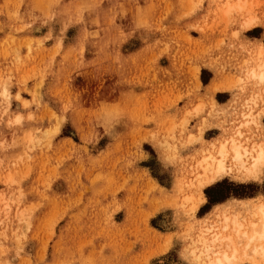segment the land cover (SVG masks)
<instances>
[{"label": "rangeland", "instance_id": "1", "mask_svg": "<svg viewBox=\"0 0 264 264\" xmlns=\"http://www.w3.org/2000/svg\"><path fill=\"white\" fill-rule=\"evenodd\" d=\"M261 47L264 0H0V264H207L199 219L264 180L189 214L192 155L244 121Z\"/></svg>", "mask_w": 264, "mask_h": 264}, {"label": "bare ground", "instance_id": "2", "mask_svg": "<svg viewBox=\"0 0 264 264\" xmlns=\"http://www.w3.org/2000/svg\"><path fill=\"white\" fill-rule=\"evenodd\" d=\"M231 8L228 7V10ZM246 20H248L246 23L244 22V25L246 24V29H251L256 26L253 18ZM262 48L263 47H261V49ZM260 51L257 53L260 54L257 55L259 56L258 60L260 61V64L256 67H254L255 65L250 66L247 71L245 69V80L238 79L239 83L244 82L245 85L242 87L245 96L244 102L246 103V105H244L246 110L242 113L244 121L236 127L237 130H235L234 133L230 130L223 134L218 140L210 142L209 145L194 152L192 155L191 170L196 174L194 178V180L196 179L195 183L197 191V204L195 205L196 211L207 201V198L204 195V190L200 188L201 180L206 174H211L213 171H219L224 167L239 175L240 172L246 169L250 170L254 166L259 167L261 163V151L264 149V132L262 133L263 137H259V140L257 139L252 142V140L247 139L244 132L241 130V128L252 123L261 125L264 130V125L262 123V119L264 118V79H262V77H264V57L263 53H260ZM256 59L254 60L256 61ZM255 61L254 64H256ZM245 68L247 67L245 66ZM235 81H237V79ZM210 88V93L212 95L218 90L223 89V87L218 84L212 85ZM215 104L217 103L215 102ZM240 106L242 107V105ZM198 107L200 106L198 105L196 109H193L192 111L199 116L200 108ZM206 124L207 119L203 118L198 126L197 133H199L200 136L203 134ZM221 128H223V126H221ZM188 136L190 138L192 135ZM223 179L224 178L216 183ZM249 180L259 181V178L242 179L240 181L245 182ZM201 196L204 197L203 202H201ZM192 200H195L193 196H190L187 200V202L191 201V206L193 205ZM237 203L242 204V209H244L245 212H248L249 215L243 216L242 212L240 213L239 210L234 207ZM225 204L215 207L212 213L205 218L199 219L200 221L198 222L200 223L199 226L204 231V239L202 243L204 242L203 244L205 245L204 250L208 259L207 264H233L240 257L239 255L245 256L246 259L251 256H254V258L255 256L264 257V196L245 200L234 199L232 203ZM192 214L194 215V212ZM190 252L192 255L194 254V252ZM199 253L203 254L201 251ZM198 256L195 259H198Z\"/></svg>", "mask_w": 264, "mask_h": 264}, {"label": "snow or ice", "instance_id": "3", "mask_svg": "<svg viewBox=\"0 0 264 264\" xmlns=\"http://www.w3.org/2000/svg\"><path fill=\"white\" fill-rule=\"evenodd\" d=\"M262 79H264V77H262ZM225 177H229L234 180L256 179V178L264 180V149H262L261 151V163L259 167L254 166L250 170L246 169L240 172L239 175H237L236 172L230 171L229 169L224 168V167H222L219 171H213L211 174H206V176L202 178L201 184H200V188L204 190V195L211 198L212 190L210 186ZM203 199L204 197L201 196V202H203ZM195 211H196V207L195 205H193L189 214Z\"/></svg>", "mask_w": 264, "mask_h": 264}, {"label": "crops", "instance_id": "4", "mask_svg": "<svg viewBox=\"0 0 264 264\" xmlns=\"http://www.w3.org/2000/svg\"><path fill=\"white\" fill-rule=\"evenodd\" d=\"M212 85H217V83H212ZM212 85H211V86H212ZM211 86H210V87H211ZM219 86H220V85H219ZM210 87H209V91H210V89H211ZM220 90H221V89H220ZM218 91H219V90H218ZM215 102H216V101H215ZM216 103H217V102H216ZM197 129H198V128H197ZM228 178H229V177H228ZM225 179H226V178H224L223 180H225ZM223 180H222V181H223ZM220 182H221V181H220ZM216 184H217V183H216ZM214 185H215V184H214ZM212 186H213V185H212ZM263 196H264V195H263ZM257 197H258V196H257ZM206 198H207V197H206ZM252 198H255V197H252ZM248 199H249V198H248ZM237 200H245V199H237ZM206 202H207V201H206ZM222 204H224V203H222ZM222 204H217L215 207H217V206H219V205H222Z\"/></svg>", "mask_w": 264, "mask_h": 264}]
</instances>
